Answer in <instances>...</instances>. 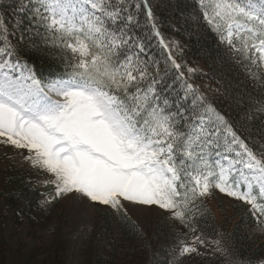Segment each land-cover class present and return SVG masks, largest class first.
Returning <instances> with one entry per match:
<instances>
[{"label":"snow or ice","instance_id":"obj_1","mask_svg":"<svg viewBox=\"0 0 264 264\" xmlns=\"http://www.w3.org/2000/svg\"><path fill=\"white\" fill-rule=\"evenodd\" d=\"M187 16L246 83L186 61L150 0L0 3V144L50 177L41 207L104 206L142 242L130 209H155L173 225V264H264L205 231L221 193L264 233V0H191Z\"/></svg>","mask_w":264,"mask_h":264},{"label":"trees","instance_id":"obj_2","mask_svg":"<svg viewBox=\"0 0 264 264\" xmlns=\"http://www.w3.org/2000/svg\"><path fill=\"white\" fill-rule=\"evenodd\" d=\"M5 2L10 3L11 0H0V3ZM190 5L191 0H158L153 9L162 22L161 31L167 37L172 36L181 43L184 59L189 63L202 64L203 71L210 75L224 73L230 79L246 83L242 69L234 64L230 57L223 64L217 61L218 52L215 37L203 25L191 22L187 16ZM4 16L6 17L5 22L11 27L15 23V17L11 11L5 12ZM36 66L43 74H48L54 67L46 57H37ZM205 82L215 86L214 82L207 78H205ZM259 126L260 122L256 121L254 127L259 128ZM22 171V169L7 172L0 170V264H6L8 260L9 244L4 232V223L7 220H11L16 226H19L25 219L35 227L42 222V219L50 220L56 216L61 217L59 200L45 208L49 210V213L44 212L45 210L41 208L40 202L44 199L41 193L50 192L52 189H45L37 181H28ZM213 199L219 200L215 206L217 211L214 212L207 201L211 219L210 227L205 231L209 235H212L213 229L225 233L241 257L253 260L264 258V233L256 228L255 218L251 216L246 207L235 200L225 204L217 194L213 196ZM226 205L228 206L226 207ZM97 211L105 230V255L99 257L97 264H173L163 250L158 254H152L149 239L143 235L144 241L139 240L132 234L130 228L110 210ZM216 212L218 214L222 212L223 221L217 218ZM112 217L118 222L121 235L127 243L126 251L123 254L116 242L113 241ZM157 230L159 237L164 236L174 243L173 227L171 228L166 222L159 220ZM144 243L147 244V247L144 246ZM64 254L62 248L55 247L50 255L40 261V264H64ZM197 261L198 264H221L219 259L211 257L203 260L198 258ZM179 264H189V261L182 259Z\"/></svg>","mask_w":264,"mask_h":264},{"label":"rangeland","instance_id":"obj_3","mask_svg":"<svg viewBox=\"0 0 264 264\" xmlns=\"http://www.w3.org/2000/svg\"><path fill=\"white\" fill-rule=\"evenodd\" d=\"M158 0H150L155 7ZM171 39L176 38L169 36ZM178 41V40H177ZM181 44V43H180ZM202 69V64L195 63ZM11 146L0 144V170L12 171L22 169L28 181H42L50 177L33 169L24 155ZM49 192V191H47ZM216 195V194H215ZM221 201L225 204L234 201L220 194ZM217 200V199H216ZM211 197L208 200L209 205L215 211L216 201ZM61 217H53L50 220L42 219V222L33 227L25 219L22 224L16 226L13 221L7 220L4 223V232L7 236L9 248L8 260L6 264H40L50 255L53 248H62L64 251V264H97L99 257L105 255L104 249V228L97 210L108 211L104 206L84 203L74 200L72 197L60 199ZM228 205H226L227 207ZM44 212L49 213L46 207H41ZM99 208V209H98ZM222 212H216L217 218L223 221ZM132 220L136 221L143 235L149 239L152 254H158L164 251L170 262L175 260L174 254L170 252L173 242L164 236L159 237L157 222L159 220L166 222L173 227L168 218L155 209H130ZM218 215H220L218 217ZM220 221V222H221ZM113 241L119 247L121 254L126 251L127 243L121 235V228L118 222L112 217ZM154 237V238H153ZM189 264H198L197 259L187 258Z\"/></svg>","mask_w":264,"mask_h":264}]
</instances>
